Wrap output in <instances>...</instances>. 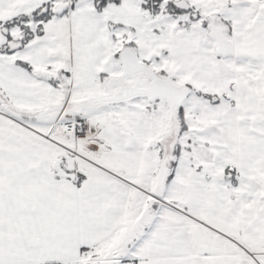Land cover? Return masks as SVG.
Returning <instances> with one entry per match:
<instances>
[{
  "label": "snow or ice",
  "instance_id": "1",
  "mask_svg": "<svg viewBox=\"0 0 264 264\" xmlns=\"http://www.w3.org/2000/svg\"><path fill=\"white\" fill-rule=\"evenodd\" d=\"M0 264H264V0H0Z\"/></svg>",
  "mask_w": 264,
  "mask_h": 264
}]
</instances>
